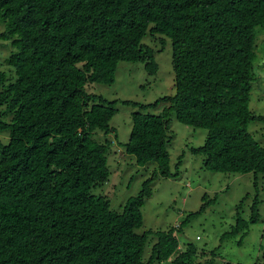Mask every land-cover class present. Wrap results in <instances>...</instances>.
Listing matches in <instances>:
<instances>
[{
    "label": "trees",
    "instance_id": "1",
    "mask_svg": "<svg viewBox=\"0 0 264 264\" xmlns=\"http://www.w3.org/2000/svg\"><path fill=\"white\" fill-rule=\"evenodd\" d=\"M0 22V37L16 49L6 60L14 81L0 72V106L12 117L0 120V133L10 131L9 143L0 142V264H212L198 261L192 244L180 249L181 226L156 232L144 261L149 232L136 230L150 183L171 176L173 114L207 130L205 145L192 151L206 169L264 174V147L247 130L264 120L249 109L264 0H0ZM147 35L171 41L175 94L150 105L123 102L161 112L132 115L125 151L157 169L119 213L92 192L109 179L112 141L94 135L115 132L116 101L87 90L113 84L120 62L157 74ZM258 218L255 199L249 223ZM246 229L239 216L226 235Z\"/></svg>",
    "mask_w": 264,
    "mask_h": 264
},
{
    "label": "rangeland",
    "instance_id": "2",
    "mask_svg": "<svg viewBox=\"0 0 264 264\" xmlns=\"http://www.w3.org/2000/svg\"><path fill=\"white\" fill-rule=\"evenodd\" d=\"M5 31V24L0 22V35ZM255 36V79L250 89L249 109L264 118V27H258ZM143 43L155 50L159 66L157 74L150 75L140 62H120L113 84H93L87 90L109 102L116 101L117 112L110 122L115 132L105 135L97 131L94 135L97 141H112L108 153L109 179L92 192L109 200L111 209L119 213L131 197L139 194L144 182L157 169L154 163L138 166L133 155L125 151L124 145L129 141L133 126L132 115L135 112H161L160 108L142 109L123 102L150 105L175 94L170 39L147 35ZM14 51L12 40L0 37V72L6 73V84L15 79L12 67L6 62ZM5 111L6 105L0 106V120L10 123L12 117L3 115ZM247 130L264 147V120L250 122ZM170 135L171 176H158L150 183L151 196L142 208L143 226L136 230L140 235L149 232L143 249L144 261L149 260L151 249L158 240L156 232L181 226L177 233L180 249L194 245L198 251L197 260L202 263L210 260L212 264H264V174H227L206 169L204 156L192 151L205 145L207 130L188 127L174 114ZM9 141V130L0 133L2 144L7 145ZM255 199L258 200L259 218L257 222L249 223ZM207 202L206 209L198 213ZM193 213L198 214L190 216ZM239 216L248 223V229L227 236Z\"/></svg>",
    "mask_w": 264,
    "mask_h": 264
},
{
    "label": "built area",
    "instance_id": "3",
    "mask_svg": "<svg viewBox=\"0 0 264 264\" xmlns=\"http://www.w3.org/2000/svg\"><path fill=\"white\" fill-rule=\"evenodd\" d=\"M180 226H176V228H179Z\"/></svg>",
    "mask_w": 264,
    "mask_h": 264
}]
</instances>
